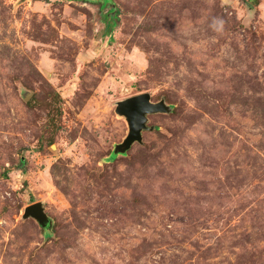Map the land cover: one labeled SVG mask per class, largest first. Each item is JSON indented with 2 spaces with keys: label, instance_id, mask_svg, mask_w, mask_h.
<instances>
[{
  "label": "rangeland",
  "instance_id": "obj_1",
  "mask_svg": "<svg viewBox=\"0 0 264 264\" xmlns=\"http://www.w3.org/2000/svg\"><path fill=\"white\" fill-rule=\"evenodd\" d=\"M0 264H264V0H0Z\"/></svg>",
  "mask_w": 264,
  "mask_h": 264
},
{
  "label": "water",
  "instance_id": "obj_2",
  "mask_svg": "<svg viewBox=\"0 0 264 264\" xmlns=\"http://www.w3.org/2000/svg\"><path fill=\"white\" fill-rule=\"evenodd\" d=\"M169 110L170 107L164 100L152 101L147 92L135 94L117 101L115 112L125 118L128 133L120 143L115 145L113 152L123 153L134 142L141 141V132L146 128L148 115L166 113ZM22 217H33L42 227H48L51 224V220L45 213L40 201L26 205L23 209Z\"/></svg>",
  "mask_w": 264,
  "mask_h": 264
},
{
  "label": "trees",
  "instance_id": "obj_3",
  "mask_svg": "<svg viewBox=\"0 0 264 264\" xmlns=\"http://www.w3.org/2000/svg\"><path fill=\"white\" fill-rule=\"evenodd\" d=\"M116 156V153L114 154V156L113 157H115Z\"/></svg>",
  "mask_w": 264,
  "mask_h": 264
}]
</instances>
